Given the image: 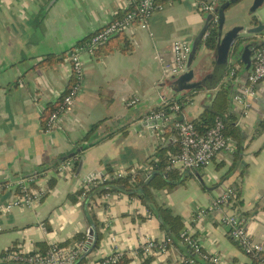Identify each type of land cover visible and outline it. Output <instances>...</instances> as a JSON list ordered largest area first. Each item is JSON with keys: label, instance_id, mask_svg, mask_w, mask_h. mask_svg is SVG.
Returning <instances> with one entry per match:
<instances>
[{"label": "crops", "instance_id": "obj_1", "mask_svg": "<svg viewBox=\"0 0 264 264\" xmlns=\"http://www.w3.org/2000/svg\"><path fill=\"white\" fill-rule=\"evenodd\" d=\"M128 1L4 0L0 4V186L38 173L54 159L73 153L76 145L100 122L96 139L113 135L84 153L79 173L72 171L74 160L80 158L77 156L72 159L73 168L62 173L50 170L33 179L32 188L45 191L35 207L16 208L8 213L4 208L14 195L9 190L0 192V264L11 246L29 245L45 252L52 244L93 230V216L103 239L99 248L89 254L91 261L98 262L111 252V236L118 237L120 249L127 255L138 251L148 239L166 238L156 214L135 198L114 194L107 202L97 203L99 197L82 201L81 195L75 194H82V186L104 173L108 166L130 168L145 163L155 155L162 139L172 140L169 147H179L177 133L163 130L161 138L155 130L152 136L142 123L144 116L161 106L160 95L170 101L176 97L173 89L177 86H173L172 80L162 81L160 61L169 58L173 42L192 44L206 25L207 15L198 9L197 0L166 2L164 11L150 18L151 33L137 29L133 36L127 35L128 45L115 38L94 55L82 53L81 92L51 133H46L43 127L47 108L58 105L72 85L68 52L118 18ZM254 4L255 0H245L227 9L221 45L214 50L199 48L193 64L200 76L216 68L225 73L235 63L241 69L235 83L226 85V75L216 90L202 89L195 93L180 116L187 121L198 119L213 106L222 86H231L228 115L237 117L235 126L245 148L242 162L229 173L236 151V142L230 139L232 151L219 154L209 167L189 173L186 183L171 192H165L166 189L155 192L156 202L179 215L185 231L201 243L203 253L220 255L221 264H260L258 259L247 257L228 235L220 222L221 212L212 211L202 221L196 220L199 210L209 207L228 189H235L243 171L238 202L228 206L226 212L245 217L254 239L264 248V133L255 137L264 119V81L257 86V99L245 114L234 104L232 93L245 82L252 64L248 68L241 59L230 58L232 47L225 43L237 27L264 24V3L253 10ZM263 40L264 37H251L248 43ZM50 56L54 59H48ZM134 96L140 103L127 106L126 100ZM51 182L55 183L52 189ZM184 248L178 242L169 255L153 256L149 264H178L189 253L193 254L190 250L183 251ZM126 259L129 263L143 264L132 255Z\"/></svg>", "mask_w": 264, "mask_h": 264}, {"label": "built area", "instance_id": "obj_2", "mask_svg": "<svg viewBox=\"0 0 264 264\" xmlns=\"http://www.w3.org/2000/svg\"><path fill=\"white\" fill-rule=\"evenodd\" d=\"M4 0H0L3 2ZM168 0H129L122 16L116 18L101 30L94 33L89 39L77 45L68 52V59L72 64L73 83L69 87L63 101L59 104L58 109L54 111L47 123L46 133H51L58 125L60 118L69 110L75 102L82 89L83 67L81 54L89 53L94 55L95 52L103 45L109 43L114 37L119 34L133 36L137 29L150 31V18L157 12H162L165 9V3ZM171 1V0H169ZM223 0H197L198 9L205 15H214L215 10L223 4ZM216 22V15L214 18ZM208 32L205 34L203 41L207 38ZM152 36V34H151ZM192 51V44L186 41L178 40L172 43L171 53L168 59H161V71L163 80H174L180 77L187 68V63ZM226 85L235 83L237 72L232 69L228 73ZM226 76V77H227ZM225 77V78H226ZM264 81V44L254 51L252 68L247 73L246 80L243 84H239L236 90L232 93V100L235 105L240 107L247 114L252 108L254 101L257 99V86ZM232 86V85H231ZM230 86V87H231ZM161 106H168L170 99L161 96ZM140 103V99L134 96L126 100L127 106H136ZM180 106L174 105L171 107V113L167 114L164 111H152L148 115L149 120H162L164 127L173 125L178 134L179 150L176 153L168 152L167 171L184 172L186 170L205 169L209 167L215 157L219 154L232 151L231 140L225 137V124L221 119H216L215 124L205 134H200L195 125L191 121L179 119ZM160 127V128H164ZM160 128H156L157 132ZM156 133V132H155ZM159 135V134H158ZM75 161V160H74ZM73 160L66 162L59 167V173L66 169L73 168ZM152 169L150 161H146L141 165H135L130 168L118 167L114 168L113 172H104L100 175L92 177L82 186L81 200L86 201L93 188L99 187L104 183L116 181L126 177L128 174L133 175L137 172H149ZM32 181L29 179H19L6 187L0 186V192L9 190L13 193V198L8 202L4 210L8 213L14 209L33 208L38 205L45 195L43 190H34ZM133 183V180L130 181ZM239 192L230 188L219 196L209 207L198 211L196 215L197 221H202L210 212L217 211L223 215L221 224L227 229L228 235L240 247L242 252L251 259H260L264 253L263 246L258 243L248 225L247 219L237 212H226V208L230 205H235L238 202ZM114 194H104L98 199L97 203H105ZM98 200V201H97ZM90 231L86 232L87 239L84 241L73 242L69 246H60L52 244L47 251L42 252L34 249L29 245L20 247L11 246L4 252L2 256L3 264H76L79 259L93 247L95 241L94 236H90ZM111 252L103 257L100 261H91L88 255L84 259L83 264H121L124 258L132 255L135 258H140L143 263L156 255H169L174 250L172 238L166 237L161 241L148 239L139 248L138 251L126 254L120 249L118 237H110ZM181 242L184 247L190 250L204 263L221 264L220 255L203 253L202 245L199 241L193 238L189 232L181 233ZM92 239V243H90ZM94 251V250H93ZM92 251V252H93ZM129 264H135L134 262ZM178 264H201L195 258H183ZM260 264H264V259L260 260Z\"/></svg>", "mask_w": 264, "mask_h": 264}, {"label": "trees", "instance_id": "obj_3", "mask_svg": "<svg viewBox=\"0 0 264 264\" xmlns=\"http://www.w3.org/2000/svg\"><path fill=\"white\" fill-rule=\"evenodd\" d=\"M169 1V0H168ZM166 1V2H168ZM244 0H236L231 4L229 8H231L234 5H237ZM220 7H218L215 10V14L212 15V21L210 25L208 26L207 32L209 33L207 38L204 41H201L199 48L202 46H205L209 50H214L218 46V37H219V23L215 22L214 18L216 13H218ZM228 8V9H229ZM122 16V14L120 15ZM119 16V17H120ZM118 17V18H119ZM92 36V35H91ZM90 36V37H91ZM89 37V38H90ZM88 38V39H89ZM115 38H121L126 45L130 43L128 40L127 35L119 34ZM112 39V40H113ZM87 40V39H86ZM84 42V41H83ZM253 45L256 46L258 42H252ZM108 44V43H107ZM101 48V47H100ZM129 49V48H128ZM127 49V50H128ZM125 50V49H124ZM236 52V51H235ZM54 59L53 56H50L48 59ZM237 64L233 63L229 69H235L237 73L241 71L238 67H236ZM227 70L224 74L225 77L228 75L230 70ZM74 82V81H73ZM72 82V83H73ZM172 83L175 84V79L172 80ZM173 92L175 94V99L170 101V104L168 106H160L159 108L155 109V112L164 111L167 114L171 113V107L174 105L180 106L179 116L183 114V110L185 109L186 103L190 101L192 96L195 93L201 92V90H195V91H182L179 88L173 89ZM65 94L62 96L59 104L63 101ZM183 93L181 97H178L179 94ZM231 95V87L229 86H222V89L218 92V96L216 100L213 102V106L205 111L198 119L191 121L197 131L200 134H205L209 129L213 127L215 124L216 119H221L223 123L225 124V137L229 139H233L236 142V151L233 153V163L231 165V169L229 173L233 172L238 165L242 162V156L245 151L244 146L242 145L243 139L241 136L240 131L236 128L235 122L237 120V117L234 115H228L229 112V97ZM190 98V99H189ZM58 105L49 106L47 110L45 111L44 117H43V127L47 128L48 120L51 116V114L58 109ZM180 118V117H179ZM179 120V119H178ZM101 122L94 125L91 130L88 132V134L82 139L77 145L76 149L73 153L66 155L64 157H61L59 159H54L50 164L44 165L39 169L38 173L27 175V176H21L22 179H36L42 177L45 173H47L50 170L57 171L59 167L64 165L66 162L74 159L75 157L79 156V160H75L74 168L72 171L76 173L80 165L82 164V158L84 156V153L91 147H94L101 142L105 141L106 139L112 137L113 135H109L105 138L96 139V132L98 128L101 126ZM163 130H171L173 133H177L174 126L167 125L164 128H160L158 132L161 134V138L164 137ZM125 134V130L121 131ZM264 133V119L261 120L259 123V126L256 130L255 137L261 135ZM179 147L177 146H170L168 148H163L162 146L158 147L157 152L155 155L150 157L148 161H150L152 169L149 172H137L136 174L130 175L128 174L126 177L111 181L102 184L99 187L93 188L91 193L88 196L89 199H94L96 197H101L104 194L110 193V194H126L131 198H135L139 200L143 205L147 207L149 212L156 214L160 221V228L164 231L166 237L172 238L173 243L176 245L178 242H181V233L185 230V225L183 223L182 218L179 215H175L173 210L165 205H160L156 202L155 192L163 189L168 190H174L179 185L185 184L186 181L190 178L189 173L193 171H200L202 169H196L193 171L186 170L184 172H178V171H167L168 166V157L167 153L169 151L176 153L178 152ZM247 168V166L244 168V170ZM114 168L108 166L106 168L105 172H113ZM245 176L244 171L241 173L239 180L236 182L235 189L239 192L242 189V183H243V177ZM17 178V177H15ZM133 180V183L131 184L130 181ZM8 182H5L3 184H7ZM55 183L51 182L50 188H54ZM76 197H79L81 195V192H78L75 194ZM72 197V196H71ZM74 197V196H73ZM241 204V202H239ZM248 215V213H246ZM245 214V215H246ZM93 221V231H94V238L95 241L93 242V250L95 251L97 248H99L100 243L103 239V234L99 231L98 223L96 221V217H92ZM87 239V234L85 233H79L75 235L71 240L65 241L60 246H69L73 242H79L84 241ZM187 248H184L183 251L188 252ZM47 251V250H44ZM189 253V252H188ZM189 257L196 258L193 256V254L189 253ZM261 259H264V253H262L259 261ZM201 264H206L199 258L197 259ZM257 261V262H259ZM151 262V259H147L143 264H149ZM84 260L80 263L83 264ZM129 263V260L124 258L121 264H127Z\"/></svg>", "mask_w": 264, "mask_h": 264}, {"label": "water", "instance_id": "obj_4", "mask_svg": "<svg viewBox=\"0 0 264 264\" xmlns=\"http://www.w3.org/2000/svg\"><path fill=\"white\" fill-rule=\"evenodd\" d=\"M235 1L236 0H230L223 3L218 10V15H219L218 46L221 45V36L225 21V12ZM263 3L264 0H255L253 10L258 9ZM211 21H212V15H208L206 20V25L200 31L195 41L192 43V51L187 63L186 71L175 81V85L177 86V88H179L182 91H195L202 89H206L209 91L216 90L219 84L225 78V74L222 73L218 68L213 70L211 73H201L200 76H197L196 71L193 67L197 52L199 50V45L201 41H203V38L207 33L208 26L210 25ZM251 37H264V24L262 22H259L258 25L249 28L237 27L233 30L232 33L228 35L227 39L225 40V43L229 45V47H232V50L229 52L230 58L235 57L236 60L241 59L242 61H244V63L247 64L248 68L252 64V55L254 51L264 44V40L260 41L256 46L253 45L254 43H248V40ZM148 115L143 117L144 121L142 124L148 129V131L152 134V136H154L156 132L155 131L156 128L164 127V124L163 121L160 119L149 120ZM179 121L182 122L183 118L180 117ZM159 136H161L160 133ZM171 141L172 140L165 142L162 139L160 141V145L166 149L169 147ZM81 167L82 164L77 170L78 173L81 171ZM90 236L92 237L94 236L93 230L90 231ZM90 243H92V239H90ZM92 251H93V247H91L89 251L86 252L76 264H80L89 254L92 253Z\"/></svg>", "mask_w": 264, "mask_h": 264}, {"label": "rangeland", "instance_id": "obj_5", "mask_svg": "<svg viewBox=\"0 0 264 264\" xmlns=\"http://www.w3.org/2000/svg\"><path fill=\"white\" fill-rule=\"evenodd\" d=\"M244 1H245V0H244ZM175 81H176V79H175ZM173 86H174V84H173ZM163 191H164V190H163ZM166 191L171 192V191H169V190H167V189L165 190V192H166Z\"/></svg>", "mask_w": 264, "mask_h": 264}]
</instances>
